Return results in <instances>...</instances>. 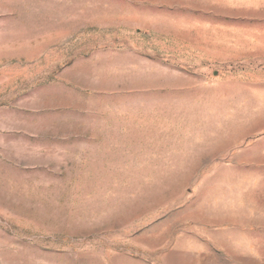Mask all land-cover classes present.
Wrapping results in <instances>:
<instances>
[{
    "label": "rangeland",
    "instance_id": "1",
    "mask_svg": "<svg viewBox=\"0 0 264 264\" xmlns=\"http://www.w3.org/2000/svg\"><path fill=\"white\" fill-rule=\"evenodd\" d=\"M0 264H264V0H0Z\"/></svg>",
    "mask_w": 264,
    "mask_h": 264
}]
</instances>
